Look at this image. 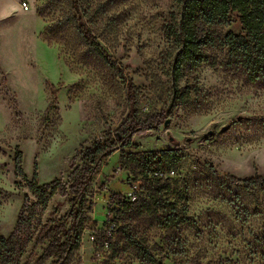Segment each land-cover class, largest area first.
I'll return each instance as SVG.
<instances>
[{
  "label": "rangeland",
  "instance_id": "obj_1",
  "mask_svg": "<svg viewBox=\"0 0 264 264\" xmlns=\"http://www.w3.org/2000/svg\"><path fill=\"white\" fill-rule=\"evenodd\" d=\"M79 2L83 22L124 77L82 38L71 0H0V237L11 236L27 198L37 202L28 182L16 175L18 150L23 171L29 180L36 173L38 186L70 184L86 151L128 118L132 84L137 115L164 113V122L136 135L132 148L115 152L101 167L87 194L93 221L82 248L65 264H144L124 250L120 235L110 253L96 252L92 237L119 218L110 207L113 197L134 201L140 190L122 167L121 154L166 150L183 157L177 178L186 221L173 228L150 218L124 215L121 221L132 225L162 264H264V194L230 181L264 178V80L251 83L230 68L221 45L228 33H242L237 15L202 28L218 41L205 50L210 61L175 82L181 48L169 28L179 29L182 13L175 0ZM53 92L55 106L47 112ZM186 92L189 102L183 105L179 98ZM70 208L69 198L56 194L46 210L37 209V231L21 264H35L43 253L35 247L37 234Z\"/></svg>",
  "mask_w": 264,
  "mask_h": 264
},
{
  "label": "trees",
  "instance_id": "obj_2",
  "mask_svg": "<svg viewBox=\"0 0 264 264\" xmlns=\"http://www.w3.org/2000/svg\"><path fill=\"white\" fill-rule=\"evenodd\" d=\"M175 2L182 7L179 29L169 28V35L179 42L181 48L173 65L175 82L179 81L184 71L195 73L204 64L209 63L210 57L205 50L217 45L218 41L210 32L203 34L202 28L210 30L218 24L228 23L233 14L238 17L242 33H228L221 41V45L228 49V66L241 72L251 83L264 80V0H175ZM71 8L76 13V22L87 45L124 77L121 68L107 55L83 22L79 0H71ZM0 76L3 77L1 70ZM3 80L5 82L4 77ZM127 99L131 112L126 121L118 130L110 133L106 141L97 142L86 151L84 165L74 172L68 185L56 182L38 186L36 173L33 180H29L22 168L23 155L18 150L15 160L16 175L24 182H28L30 190L37 197V202L27 198L11 236L0 237V264H21L37 231V226H34L36 211L39 207L46 210L50 199L56 194L69 198L71 208L58 221L49 220L37 234L35 247H42L43 253L35 264L49 262L65 264L82 248L86 227L93 221V204L87 199L93 179L100 174L101 167L115 152L132 148L136 135L164 122V113L147 116L146 119L137 115L138 103L132 84L128 87ZM179 100L183 105L187 104L189 93L182 94ZM55 101L56 93L53 92L47 112L54 109ZM182 160V155L175 150L121 154L122 167L130 173L132 182L141 183V187L139 191H135L134 201L125 200L121 196L113 197L110 207L119 218L116 222L113 219L109 220L96 236L94 241L96 252L103 250L105 245H108V253L116 252L115 242L120 235L124 242V250L134 252L142 263L162 264L144 240L133 232L132 225L121 221L120 218L124 215L133 220L150 218L164 228H173L185 222L188 208L182 204L183 193L177 178ZM230 181L232 186H241L245 191L264 194V178L260 176L255 175L245 180L231 178ZM58 214L57 207L52 218ZM111 228V235L108 236L107 232ZM31 263V260H28L26 264Z\"/></svg>",
  "mask_w": 264,
  "mask_h": 264
},
{
  "label": "built area",
  "instance_id": "obj_3",
  "mask_svg": "<svg viewBox=\"0 0 264 264\" xmlns=\"http://www.w3.org/2000/svg\"><path fill=\"white\" fill-rule=\"evenodd\" d=\"M24 7H25L26 9H29V7L27 6L26 3H24ZM111 230H112V228L108 230V232H107V235H108V236L111 235ZM92 239H93V242H94V241H95V237L93 236ZM104 249L107 250V249H108V245H105V246H104ZM104 249H103V250H104Z\"/></svg>",
  "mask_w": 264,
  "mask_h": 264
},
{
  "label": "water",
  "instance_id": "obj_4",
  "mask_svg": "<svg viewBox=\"0 0 264 264\" xmlns=\"http://www.w3.org/2000/svg\"><path fill=\"white\" fill-rule=\"evenodd\" d=\"M168 124H169V121H166V122H165V126H167ZM224 131H225V130H224Z\"/></svg>",
  "mask_w": 264,
  "mask_h": 264
}]
</instances>
